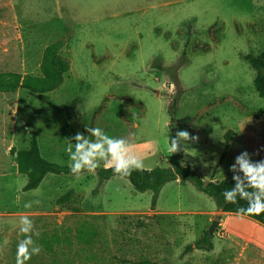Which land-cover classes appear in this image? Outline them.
<instances>
[{
  "label": "rangeland",
  "instance_id": "374dc122",
  "mask_svg": "<svg viewBox=\"0 0 264 264\" xmlns=\"http://www.w3.org/2000/svg\"><path fill=\"white\" fill-rule=\"evenodd\" d=\"M58 40L70 61L59 89L0 92V264H15L22 215L39 230L42 249L26 264H233L186 247L212 221L226 223L212 235L216 246L235 230L257 238L260 224L221 212L190 181L167 183L154 204L150 191L123 178L99 188L87 172L48 174L23 191L26 178L9 151L27 148L35 132L45 160L70 165L64 106L76 99L78 131L131 138L143 169L170 166L169 134L187 130L199 139L183 151L184 165L203 181L232 180L240 153L264 160V100L244 58L264 52V0H0V73L39 76L43 50ZM180 60L175 73L166 70ZM69 190L81 198L70 206L79 212L55 204ZM82 224L93 232L89 243L77 238ZM255 245L237 248L247 256Z\"/></svg>",
  "mask_w": 264,
  "mask_h": 264
},
{
  "label": "trees",
  "instance_id": "16d2710c",
  "mask_svg": "<svg viewBox=\"0 0 264 264\" xmlns=\"http://www.w3.org/2000/svg\"><path fill=\"white\" fill-rule=\"evenodd\" d=\"M65 47L63 40H58L45 47L42 52L39 76L19 75L14 73H0V92L1 93H14L17 90H26L32 94H47L56 91L61 87L64 82V76L70 70V61L61 55V50ZM245 61L255 71L253 86L258 97L264 100V52L253 56L247 55L244 57ZM182 60V59H181ZM178 63L172 69H166L168 72L175 73L183 64V61ZM172 77L176 79L175 75ZM175 86L177 85L174 80ZM177 100L171 102L170 112V126L174 123V115ZM76 99L72 100L64 106L69 120V127L71 136H74L78 131V117L75 111ZM174 137L175 134L171 131L168 137ZM226 139L229 136L226 134ZM228 149V142L225 144L224 150ZM10 154L14 155L16 162V170L18 174L26 178V183L23 191H31L38 188L43 179L48 174L54 175H69L72 174L69 165H59L45 160L40 153L36 133H31L29 145L23 150L16 151L14 148L10 149ZM170 166L168 167H155L151 170H134L130 176L123 177L127 180L136 192L150 191L152 193L151 203L154 204L160 190L169 182L178 179L190 181L194 187L201 193L211 198L218 210L223 213L236 214L239 207H247V202L238 200L237 203H227L222 193L234 186L232 180H222L219 182L203 181L199 174L195 172L190 166H185L183 162V151L172 154L170 157ZM98 178L97 186L103 187L105 182L112 177H120L114 174L111 168H99L96 170ZM121 178V177H120ZM81 198L78 197L72 190L67 191L60 196L55 204L57 206L65 207L73 213L79 212L80 207H70L73 203H80ZM246 218L256 221L258 224L264 226V213L259 216H244ZM77 238L82 242H90V236L93 235L86 224H82L77 231ZM84 238V240H83ZM212 235L205 231L202 236L193 243L186 247L187 250H203L210 251L213 248Z\"/></svg>",
  "mask_w": 264,
  "mask_h": 264
},
{
  "label": "clouds",
  "instance_id": "9594fccd",
  "mask_svg": "<svg viewBox=\"0 0 264 264\" xmlns=\"http://www.w3.org/2000/svg\"><path fill=\"white\" fill-rule=\"evenodd\" d=\"M85 131L88 135L77 132L65 140L71 161L70 171L77 178L85 172L95 174L101 163L121 178L145 167L144 159L135 151L131 138L110 137L99 127L86 126ZM198 139L187 130L177 131L174 137L169 138L168 151L172 154L180 151L187 153L188 143L198 142ZM229 170L233 173L234 186L222 193L225 202L235 204L238 200L246 201L247 207L237 209L239 216L264 213V160L253 161L251 155L244 151L235 158ZM33 204L38 205L40 201L27 202L24 207L31 208ZM18 231L23 238L17 244L15 264H26L33 255H39L42 251L34 239L40 232L27 215L19 218Z\"/></svg>",
  "mask_w": 264,
  "mask_h": 264
},
{
  "label": "crops",
  "instance_id": "0c3cea01",
  "mask_svg": "<svg viewBox=\"0 0 264 264\" xmlns=\"http://www.w3.org/2000/svg\"><path fill=\"white\" fill-rule=\"evenodd\" d=\"M234 216L239 218H246L244 216H239L236 214ZM252 221L256 222L254 220ZM219 225H221L222 227H226V223L224 220H221V223ZM259 226L260 231L259 236L257 238L254 237L255 232H251L248 237H243L242 232H240V230H235L226 233V237L217 246L212 242L213 248L209 252L203 250L196 251H203L204 253H209L211 256L215 255L219 260L226 263L231 261L232 259L233 264H264V226ZM253 241L256 242L255 248H250L247 256L244 255L245 250H238V248H240V244H249ZM234 250L235 252H237L233 254Z\"/></svg>",
  "mask_w": 264,
  "mask_h": 264
},
{
  "label": "water",
  "instance_id": "95a60500",
  "mask_svg": "<svg viewBox=\"0 0 264 264\" xmlns=\"http://www.w3.org/2000/svg\"><path fill=\"white\" fill-rule=\"evenodd\" d=\"M218 221H212L211 222V225H210V227H209V229H208V233H209V235H213L214 234V231H215V229L217 228V226H218Z\"/></svg>",
  "mask_w": 264,
  "mask_h": 264
},
{
  "label": "bare ground",
  "instance_id": "6f19581e",
  "mask_svg": "<svg viewBox=\"0 0 264 264\" xmlns=\"http://www.w3.org/2000/svg\"><path fill=\"white\" fill-rule=\"evenodd\" d=\"M232 215H233V214H232ZM232 215H231V216H232ZM234 215H235V214H234Z\"/></svg>",
  "mask_w": 264,
  "mask_h": 264
}]
</instances>
